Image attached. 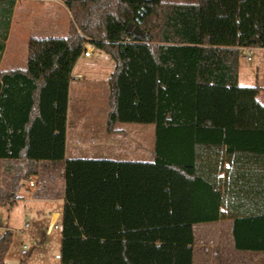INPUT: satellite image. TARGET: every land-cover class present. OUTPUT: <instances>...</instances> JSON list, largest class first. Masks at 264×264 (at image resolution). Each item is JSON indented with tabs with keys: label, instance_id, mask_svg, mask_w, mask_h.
<instances>
[{
	"label": "trees",
	"instance_id": "16d2710c",
	"mask_svg": "<svg viewBox=\"0 0 264 264\" xmlns=\"http://www.w3.org/2000/svg\"><path fill=\"white\" fill-rule=\"evenodd\" d=\"M64 4L69 34L31 38L26 67L0 72V204L34 178L35 199H64L61 264H194L195 226L219 221L238 251L264 253V89L239 84L241 49H264V0ZM15 5L0 0V64ZM87 43L115 64L108 132L153 125L152 161L66 157ZM12 244L0 236V264Z\"/></svg>",
	"mask_w": 264,
	"mask_h": 264
},
{
	"label": "crops",
	"instance_id": "0c3cea01",
	"mask_svg": "<svg viewBox=\"0 0 264 264\" xmlns=\"http://www.w3.org/2000/svg\"><path fill=\"white\" fill-rule=\"evenodd\" d=\"M198 1L199 0H170L164 2L196 4ZM53 3L56 5H53ZM72 23V15L65 6L64 0L61 3L55 0H16L9 30V37L0 64V72L23 69L26 67L22 66V64L21 66H18L16 61L20 45L22 46L23 53L26 52L27 57V54L29 55V52L27 53L28 44L31 38H47L42 36L46 33H54V35L56 34L61 37H66L69 34ZM258 50L264 51V49ZM241 51H245V49H241ZM95 52L98 51L94 48L90 58H86L82 55L72 72L67 112L66 157L148 162L146 160L148 158L146 132L142 130V127H137L139 124H120L116 126V130L119 131L118 133H109L107 127V115L100 121H98V117L94 115L93 108H95V104L93 97L99 93V84L102 81L108 82L109 84V80L115 67V64L113 66L110 65V67H113V70L108 78L106 75L104 76L101 74V70L103 69L99 66L100 64L96 65L87 63L83 65L82 60H92ZM99 53L100 56L103 55V53ZM99 61L102 63V57ZM109 92L107 98L109 97ZM82 98L85 99L83 104L81 102ZM80 108L81 113L79 112V119L76 121L77 137L75 138V144L72 147L73 150H75L73 154L75 156H70L68 130L70 114L73 112L77 115V111H79ZM100 122L104 123L105 126L98 128L97 125ZM121 136L124 137L123 140L119 139ZM81 150L84 151L79 152ZM227 157L228 153L225 148L224 158L227 159ZM223 167L224 169L229 168L228 162H225ZM33 182L36 186L32 187V201L47 203L50 206L51 211L49 213L52 216V220L50 221L48 230L51 232L57 224L61 223L64 199H35L33 194L38 186V180L34 178ZM25 186L26 189H30L29 186ZM19 196L23 199V202L26 201L20 191ZM58 205L62 206V210H58ZM55 218H57V222L53 225ZM207 225L211 224L197 225L196 228ZM195 229L194 232H196ZM194 250V264H200L199 260L201 259L202 264H213L209 252L210 250L215 249L206 245L199 247V245L196 244V234ZM255 257L256 260H259L264 258V254H255ZM6 264L10 263L6 262Z\"/></svg>",
	"mask_w": 264,
	"mask_h": 264
},
{
	"label": "rangeland",
	"instance_id": "374dc122",
	"mask_svg": "<svg viewBox=\"0 0 264 264\" xmlns=\"http://www.w3.org/2000/svg\"><path fill=\"white\" fill-rule=\"evenodd\" d=\"M55 1L61 3L63 0ZM53 5L56 4L53 3ZM42 36L61 37L60 35H54V33H46ZM25 57L26 52L23 53L22 46L20 45L19 53L16 57L18 66H21V64L22 66L27 65L28 54L26 59ZM101 57L103 59L102 63L99 61ZM248 57L251 58L250 61ZM87 63L100 64L99 66L103 69L101 70V74L106 75L108 78L113 70V67H110V65H114L113 60L109 56L104 54L100 56L99 52H95L93 59L90 61L82 60L83 65ZM239 84L244 87L259 86L264 89V51H242L239 63ZM108 92V82L102 81L99 84V93L93 97L95 104V108H93L94 115L98 117V121L104 119L103 117L107 115L109 110ZM84 101L85 99L82 98V104ZM259 101L264 104V92L259 95ZM79 112L81 113V108L77 111V115L73 112L70 114L68 128L70 156H75L73 155L75 150L72 147L77 137L76 121L79 119ZM103 124L100 122L97 127L101 128L105 126ZM137 127H142V130L146 132V147L148 150V158L146 160L152 161L154 159L155 148V127L153 125H139ZM119 139L123 140L124 137L121 136ZM27 186L30 189H26L25 186V188H21L20 190L21 194L25 197L26 203L21 201L14 208L0 204V236L6 232H10L13 237V244L6 257V262L10 264H61L59 260L61 249L60 223L49 232V224L52 220V216L49 213L51 211L50 206L47 203L32 201L31 191L33 188L29 184ZM58 210H62V206L58 205ZM25 222L29 223L28 228H24ZM56 222L57 218L54 219L53 225ZM233 228L234 223L232 221H219L211 225L199 226L195 229L196 244L199 247L206 245L215 249L209 252L213 264H264V258L255 259V254L264 253L238 251L235 248ZM23 246L27 247V255L22 254ZM199 262L202 264V259Z\"/></svg>",
	"mask_w": 264,
	"mask_h": 264
},
{
	"label": "built area",
	"instance_id": "2783aa9c",
	"mask_svg": "<svg viewBox=\"0 0 264 264\" xmlns=\"http://www.w3.org/2000/svg\"><path fill=\"white\" fill-rule=\"evenodd\" d=\"M258 49H259V48H247V49H245V50L254 51V50H258ZM93 51H94V47H93V45H92L91 43H87L86 46H85V51H84V53H83L84 57H86V58H90L91 55H92V53H93ZM248 60L250 61L251 58L248 57ZM29 185H30L31 187H35V183H34L33 181H31V182L29 183ZM28 227H29V223H28V222H25V223H24V228H28ZM22 254H23V255H27V254H28V253H27V247H26V246H23Z\"/></svg>",
	"mask_w": 264,
	"mask_h": 264
},
{
	"label": "water",
	"instance_id": "95a60500",
	"mask_svg": "<svg viewBox=\"0 0 264 264\" xmlns=\"http://www.w3.org/2000/svg\"><path fill=\"white\" fill-rule=\"evenodd\" d=\"M127 31L128 32H133L134 34L136 35H140V36H143V32L140 30V28L137 26V27H134L133 24H130L127 28Z\"/></svg>",
	"mask_w": 264,
	"mask_h": 264
}]
</instances>
